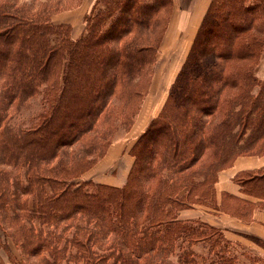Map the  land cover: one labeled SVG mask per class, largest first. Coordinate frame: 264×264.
I'll return each instance as SVG.
<instances>
[{
    "label": "trees",
    "instance_id": "obj_1",
    "mask_svg": "<svg viewBox=\"0 0 264 264\" xmlns=\"http://www.w3.org/2000/svg\"><path fill=\"white\" fill-rule=\"evenodd\" d=\"M80 0H0V250L8 264H184L193 246L233 264L216 227L180 219L194 205L264 209V167L233 181L257 199L216 203L238 156L264 153V0H211L165 101L130 146L125 182L83 178L148 92L172 0H95L83 32L52 16ZM40 95L26 123L23 104ZM1 260V256H0Z\"/></svg>",
    "mask_w": 264,
    "mask_h": 264
},
{
    "label": "crops",
    "instance_id": "obj_2",
    "mask_svg": "<svg viewBox=\"0 0 264 264\" xmlns=\"http://www.w3.org/2000/svg\"><path fill=\"white\" fill-rule=\"evenodd\" d=\"M94 1L80 0L76 7L68 10V21H65L67 18L65 16L64 20L58 19L56 23H67L72 26L75 21H83L84 15L90 10ZM210 1L172 0L169 21L157 49V53L162 50L163 54H170L171 57L167 62L166 69L160 71V73L157 70L160 61L158 62L156 59L148 92L144 96L131 129L140 130L142 128V132L149 121L159 113ZM56 15L58 14L56 13L53 16ZM172 50L174 52H171ZM262 78H264V75ZM130 146L126 149L125 144L114 145L111 143L104 156L83 174V178L87 174V179L108 185L121 186L126 180L133 161L128 153ZM111 167H113L112 172L106 174V171ZM262 167H264V153L261 155L238 156L230 167L220 171L214 184L217 205H220L221 201L228 199L229 196L256 203V198L243 195L239 191V186L233 181V177L238 172L256 170ZM179 218L184 220L199 219L221 230L228 244L226 256L231 258L233 264L237 261L246 262L244 264H264L263 208L255 206L246 216L239 217L221 209L194 205L181 210ZM197 246H203V244H195L193 246L194 251H196L195 247Z\"/></svg>",
    "mask_w": 264,
    "mask_h": 264
},
{
    "label": "rangeland",
    "instance_id": "obj_3",
    "mask_svg": "<svg viewBox=\"0 0 264 264\" xmlns=\"http://www.w3.org/2000/svg\"><path fill=\"white\" fill-rule=\"evenodd\" d=\"M61 13V14H59ZM57 13L58 15L53 16L52 17V21L53 22H57L58 19H63L66 18L65 16H67V18L65 19V21H68V10L66 11H61ZM64 20V19H63ZM83 28H84V22L83 21H75L72 23V26L70 25V35L72 38H77L82 32H83ZM73 29V31H72ZM158 51V50H157ZM171 52H174L173 50ZM161 53V55H160ZM162 50L157 53L156 52V58H155V62L153 64V68L154 65L156 64V59L159 62L158 66L159 68L158 73H160V71H164L167 67V62L169 61L170 54H163ZM159 56V58H158ZM161 56V57H160ZM162 67H164V69H162ZM255 75L258 78H262V76L264 75V48L262 53L260 54V58L258 60V63L254 69ZM160 76V75H158ZM157 76V78H158ZM41 105V100H40V95H36L30 99H28L23 106L20 109V112L16 115V117H14L13 121L14 122H19V123H26L27 120L34 115L38 109L40 108ZM137 115V114H136ZM134 117V120L136 119V116ZM131 129V128H130ZM142 128L139 130H135V128L125 131V129L123 127H118L116 133L114 134L110 144H114V145H121V144H125L126 149L132 145V143L135 141V139L140 135ZM113 167H111L110 169H108L106 171V174H110L112 172ZM85 178H87V174L84 175ZM207 208V207H206ZM196 251L194 254V262L192 263H188V264H211V260H213L214 258V253H209V251L207 250V248L203 245V246H197L195 247ZM187 249L186 245H183V248L181 249H176L172 255L170 256V258L175 261V263L177 264H184L181 261H178V254H182V252L184 250ZM0 256H1V260H0V264H8V261L6 259V255L5 253L0 250ZM246 262H242V261H237L235 264H244Z\"/></svg>",
    "mask_w": 264,
    "mask_h": 264
}]
</instances>
